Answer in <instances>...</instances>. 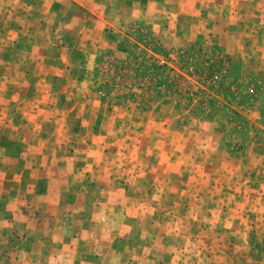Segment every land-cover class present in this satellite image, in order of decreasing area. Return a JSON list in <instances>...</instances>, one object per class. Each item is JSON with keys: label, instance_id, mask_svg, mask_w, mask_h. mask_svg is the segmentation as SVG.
Returning <instances> with one entry per match:
<instances>
[{"label": "rangeland", "instance_id": "rangeland-1", "mask_svg": "<svg viewBox=\"0 0 264 264\" xmlns=\"http://www.w3.org/2000/svg\"><path fill=\"white\" fill-rule=\"evenodd\" d=\"M77 1L0 0L5 262L264 264V0Z\"/></svg>", "mask_w": 264, "mask_h": 264}, {"label": "crops", "instance_id": "crops-1", "mask_svg": "<svg viewBox=\"0 0 264 264\" xmlns=\"http://www.w3.org/2000/svg\"><path fill=\"white\" fill-rule=\"evenodd\" d=\"M83 0H78L77 3H79V5L83 6V8L85 9V14H88V15H91V14H94L95 17H101L102 13H103V9H102V6H101V0H95L94 3L92 4H89L88 1H85V3L82 2ZM85 28L86 27V24L84 26H82ZM88 29V28H87ZM30 59H33V57H30ZM34 60V59H33ZM0 221L2 223V225L0 226V233L2 232H6L7 229L5 228H8V226H12L10 223H12V221H15L14 217H12L11 219L10 218H4L2 216H0ZM32 221V220H31ZM26 223H29L27 222L26 220L24 221ZM14 223V222H13ZM31 223V222H30ZM22 227H23V224H22ZM28 226H25V228L27 229ZM37 229L36 227H31L30 229V234L29 236L30 239H33V241L35 240V238H33L34 235H36V240H37ZM28 236V235H27ZM36 240L34 242H31V245H32V250L34 251L35 247H36ZM47 248L45 249V253L46 255L47 254H50V253H53V245L51 246H46ZM8 251H2L0 252V264H9V263H6L5 262V258H4V254L6 255ZM36 253L39 252V249L37 247V249L35 250ZM2 254V255H1ZM7 257V256H6ZM32 258V257H31ZM48 259L50 257H47ZM32 261V260H31ZM16 264H19V262H17ZM32 264V263H31Z\"/></svg>", "mask_w": 264, "mask_h": 264}]
</instances>
